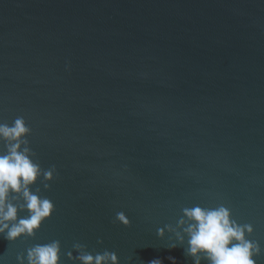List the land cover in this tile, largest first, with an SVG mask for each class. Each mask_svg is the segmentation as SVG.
<instances>
[{
	"label": "water",
	"instance_id": "95a60500",
	"mask_svg": "<svg viewBox=\"0 0 264 264\" xmlns=\"http://www.w3.org/2000/svg\"><path fill=\"white\" fill-rule=\"evenodd\" d=\"M17 117L55 167L31 186L55 212L33 237L0 236V264L54 240L60 264L77 243L193 264L182 210L221 204L264 264V0H0V123Z\"/></svg>",
	"mask_w": 264,
	"mask_h": 264
},
{
	"label": "clouds",
	"instance_id": "9594fccd",
	"mask_svg": "<svg viewBox=\"0 0 264 264\" xmlns=\"http://www.w3.org/2000/svg\"><path fill=\"white\" fill-rule=\"evenodd\" d=\"M30 131L23 117H17L11 124L0 123V141L4 144V150L0 151V236L10 242L35 236L55 212L52 200L42 197L39 189L32 191L31 186L41 176L46 182L54 179L55 167L43 170L32 158L34 154L26 139ZM44 187L47 189L50 184L45 183ZM20 211H26L27 216L18 217ZM115 219L125 226L129 224L123 212L116 213ZM165 227L170 232L176 231L170 225ZM176 227L180 230L176 235L181 243L187 237L185 254L192 257L193 264H201L202 260L207 264H256L253 257L260 252L259 245L246 238L253 231L252 225L232 220L231 210L223 204L184 208ZM158 234L163 236L164 229H158ZM66 256L72 264H119L115 252L93 253L79 243ZM16 259L18 264H60V242L34 245L27 249L26 256L21 254Z\"/></svg>",
	"mask_w": 264,
	"mask_h": 264
}]
</instances>
